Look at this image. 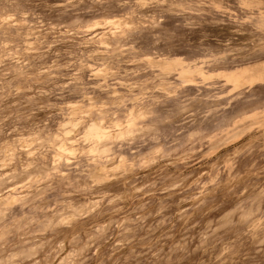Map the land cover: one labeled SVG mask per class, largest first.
Returning <instances> with one entry per match:
<instances>
[{
    "label": "rangeland",
    "instance_id": "374dc122",
    "mask_svg": "<svg viewBox=\"0 0 264 264\" xmlns=\"http://www.w3.org/2000/svg\"><path fill=\"white\" fill-rule=\"evenodd\" d=\"M0 264H264V0H0Z\"/></svg>",
    "mask_w": 264,
    "mask_h": 264
}]
</instances>
